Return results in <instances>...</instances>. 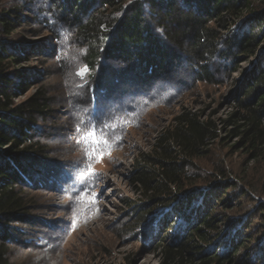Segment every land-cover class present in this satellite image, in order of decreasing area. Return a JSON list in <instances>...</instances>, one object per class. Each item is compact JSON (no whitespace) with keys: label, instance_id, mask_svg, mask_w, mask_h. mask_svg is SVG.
Instances as JSON below:
<instances>
[{"label":"trees","instance_id":"16d2710c","mask_svg":"<svg viewBox=\"0 0 264 264\" xmlns=\"http://www.w3.org/2000/svg\"><path fill=\"white\" fill-rule=\"evenodd\" d=\"M253 3L254 0H62L55 8L61 22L66 24L67 19H72L77 24L76 35L86 46L83 60L97 78L94 84L98 87H103L100 76L112 82L115 73L150 83L183 58L178 49L194 57L195 67L202 71L200 81L219 85L222 82L210 70L212 60H230L229 69L234 73L242 61L259 52L257 38L259 32L264 35V13L256 14ZM20 8L12 9L16 20L20 18ZM244 11L254 16L247 20L246 29L236 32L234 23ZM1 19L4 32L10 34L17 29L9 14L3 13ZM47 24L53 28L50 19ZM0 43V264H16L10 259L9 243L18 232L16 223L29 221L30 199L23 187L36 183L48 165L41 156L45 147L36 140L34 131L37 118L47 116L50 105L40 90L15 102L32 85L18 83L16 77L23 78L24 74L18 70L9 72V68L28 58L22 56V47L13 53L8 51L10 42ZM261 53L263 57L251 65L230 93L232 104L226 117L216 118L218 110L209 106H183L159 132L151 152L136 160L133 180L140 200L127 231L138 232L150 242L158 264H264V240L258 247L248 248V218L235 222L225 220L226 215L222 214L224 219L215 215L219 206L226 211L241 205L224 198L228 190L237 191L232 199L239 194V199L246 197L253 202L250 193L240 192L241 187L221 163L213 173H206L203 180L207 187L199 186L203 178L200 160L217 141L233 139L230 147L245 149L254 161L264 155V50ZM107 61H121L126 66L118 70ZM89 95L91 107L85 109L95 120H89L88 126L95 123L107 133H126L141 123L145 111L135 110L139 105L133 107V101L144 99V93L131 96L133 99L121 103L120 108L119 103L114 104L101 115L96 109L101 102L108 104L107 97L97 91L93 103ZM154 102L152 99L149 105ZM37 184L40 185L38 181ZM216 191L224 193L217 197L213 193ZM257 214L264 215V201L257 202L249 218L255 219ZM241 252L242 261L237 259Z\"/></svg>","mask_w":264,"mask_h":264},{"label":"rangeland","instance_id":"374dc122","mask_svg":"<svg viewBox=\"0 0 264 264\" xmlns=\"http://www.w3.org/2000/svg\"><path fill=\"white\" fill-rule=\"evenodd\" d=\"M61 2L0 0V41L10 42L9 52L15 53L18 46L22 47L25 52L22 56L28 58L21 64H11L9 72L18 70L24 77H16V81L32 85L30 91L16 97L15 102L20 103L40 90L45 92L50 105L48 115L37 118L34 131L36 140L45 147L41 156L45 157L48 165L44 172L39 173L33 186L26 184L23 187L30 199L29 221L16 223L18 232L14 231V238L9 243L10 259L16 264H158V255L152 251L150 242L147 243L138 232L127 231L135 218L133 209L140 200L139 189L133 180L136 160L151 152L159 132L183 106L200 109L209 106L218 110L216 118L226 117L232 104L230 93L251 65L263 57L264 35L259 32L257 38L259 52L242 61L234 73L229 69L232 65L230 60L216 57L211 61L210 70L222 82L219 85L200 81L198 78L202 71L195 67L194 57L178 49L183 58L164 76L150 83L115 73L112 82L100 76L99 84L103 87H98L94 84L96 77L83 60L86 46L76 35L77 24L72 19H67L65 24L58 17L55 5ZM17 6L21 7L18 20L12 13ZM253 6L256 14L264 13V0H254ZM3 13L9 14L17 27L10 34L2 28ZM253 14L244 11L236 19L234 30L241 32L246 29L247 20ZM48 19L53 28L49 29ZM56 36L60 37L57 39ZM105 63L118 70L126 66L121 61ZM82 70L87 72L86 76L80 75ZM97 91L108 101V104L101 102L100 108L96 109L99 115L108 112L116 103L120 108L121 103L133 99L131 96H139L140 93L145 96L144 99L134 97L133 101V107L139 105L135 110L145 111L141 115V123L126 133L104 132L110 146L105 148L103 159L89 156L87 149L77 143L81 135L76 131L77 126L86 129L90 127L88 121L95 120L85 108L91 107L89 94L95 103ZM152 99L155 102L150 106ZM104 122L101 120L102 124ZM221 135L224 136L225 132L222 131ZM232 141H217L200 160L199 173L203 178L199 186L207 187L203 180L206 173H213L221 163L229 171L230 178L241 187L240 192L250 193L253 202L246 197L239 199V194L232 199L237 191L228 190L224 198L236 200L241 205L226 211L219 206L215 215L219 219L225 218L222 214L226 215L225 220L235 222L247 217L248 229L245 227V230L251 235L248 248L253 249L264 240V215L249 218L257 202L264 201V155L257 161L251 160L245 149L231 148L229 144ZM84 190L98 193L97 203L80 199ZM213 193L220 197L224 192ZM242 254L237 256L240 261ZM254 263L262 264L260 261Z\"/></svg>","mask_w":264,"mask_h":264},{"label":"snow or ice","instance_id":"6c2138e0","mask_svg":"<svg viewBox=\"0 0 264 264\" xmlns=\"http://www.w3.org/2000/svg\"><path fill=\"white\" fill-rule=\"evenodd\" d=\"M81 76H86L87 72L81 71ZM76 131L81 133L77 138V143L82 144L87 149L89 156H96L98 159H103L105 155V148L110 146L109 139L104 134V129L99 128L97 124L93 123L89 128H81L77 126ZM94 187V185H93ZM98 193L90 190H84L80 194V199L88 203H97Z\"/></svg>","mask_w":264,"mask_h":264}]
</instances>
